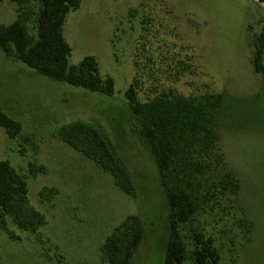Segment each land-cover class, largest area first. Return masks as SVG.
Returning <instances> with one entry per match:
<instances>
[{
  "label": "rangeland",
  "instance_id": "obj_1",
  "mask_svg": "<svg viewBox=\"0 0 264 264\" xmlns=\"http://www.w3.org/2000/svg\"><path fill=\"white\" fill-rule=\"evenodd\" d=\"M21 1L0 0V24L21 17L35 36L39 2ZM62 34L71 47L68 65L94 56L101 77L112 78L113 92L52 80L0 49V107L21 125L14 138L0 127V159L25 177L29 204L45 217L35 233L7 218V229L0 228V264H107L101 245L129 215L142 225L129 264H164L170 203L127 103L130 84L140 102L183 96L205 107L219 134L220 163L212 152L196 156L198 164L210 165L191 178L194 212L178 225L187 251L181 264H193L197 235L216 250L209 264H264V56L263 72L253 64L255 45L264 39V5L80 0ZM75 122L93 126L106 140L129 173L131 195L58 138L61 126ZM32 164L43 168L35 176ZM226 173L240 190H225Z\"/></svg>",
  "mask_w": 264,
  "mask_h": 264
},
{
  "label": "trees",
  "instance_id": "obj_2",
  "mask_svg": "<svg viewBox=\"0 0 264 264\" xmlns=\"http://www.w3.org/2000/svg\"><path fill=\"white\" fill-rule=\"evenodd\" d=\"M37 1L39 12L35 36L28 33L21 17L8 25L0 24V49L3 53L16 57L27 67L52 80L111 94L113 80L111 77H101L94 56L86 55L77 65H68L71 47L64 40L63 26L67 14L79 7L80 0ZM258 2L264 4V0ZM263 56L262 36L259 44L255 45L253 56L256 72H263ZM125 97L131 113L140 121L139 132L155 159L169 198L170 234L164 264H181L187 251L178 225L187 222L194 212L191 178L197 173L204 174L210 165L205 162L198 164L196 156L212 152L216 163H220L222 155L219 151V134L212 126V114L205 107L183 96L160 95L140 102L136 98L134 85L130 84ZM0 127L10 138L16 137L21 131L20 123L6 115L1 107ZM57 135L63 143L109 173L122 192L129 195L133 193L128 171L115 158L106 140L93 126L75 122L61 126ZM42 169L41 166L36 169L32 164L30 174L35 176ZM221 182L225 190L229 186L234 192L240 190V183L229 173L223 176ZM50 194L45 196L49 197ZM7 218L19 230L32 233L45 224L44 215L29 204L25 177L7 160L0 159V228L7 229ZM141 237L140 220L135 215L127 216L102 243L100 249L103 262L129 264L130 256ZM195 238L197 244L192 251L193 264L214 263L216 250L211 241H203L201 235Z\"/></svg>",
  "mask_w": 264,
  "mask_h": 264
},
{
  "label": "crops",
  "instance_id": "obj_3",
  "mask_svg": "<svg viewBox=\"0 0 264 264\" xmlns=\"http://www.w3.org/2000/svg\"><path fill=\"white\" fill-rule=\"evenodd\" d=\"M262 4V3H261ZM264 5V4H263Z\"/></svg>",
  "mask_w": 264,
  "mask_h": 264
}]
</instances>
